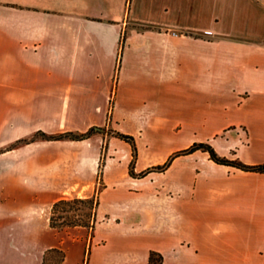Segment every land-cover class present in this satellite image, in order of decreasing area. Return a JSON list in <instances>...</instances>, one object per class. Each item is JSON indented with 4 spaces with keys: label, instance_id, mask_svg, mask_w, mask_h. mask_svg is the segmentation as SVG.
Returning <instances> with one entry per match:
<instances>
[{
    "label": "crops",
    "instance_id": "crops-1",
    "mask_svg": "<svg viewBox=\"0 0 264 264\" xmlns=\"http://www.w3.org/2000/svg\"><path fill=\"white\" fill-rule=\"evenodd\" d=\"M151 116L160 132L141 136L186 140L139 167L114 130L135 144L128 188L108 178L109 147L99 173L102 134L15 145ZM201 142L264 164V0H0V264H264L263 173L196 150L162 172L185 157L187 184L139 176ZM92 196V227L50 226L54 202Z\"/></svg>",
    "mask_w": 264,
    "mask_h": 264
},
{
    "label": "rangeland",
    "instance_id": "rangeland-1",
    "mask_svg": "<svg viewBox=\"0 0 264 264\" xmlns=\"http://www.w3.org/2000/svg\"><path fill=\"white\" fill-rule=\"evenodd\" d=\"M232 81H234V79ZM235 82H236V79L233 83H235ZM232 89H233V87H232ZM232 89H231V91L228 95V99H227L230 106L233 105V103L236 101L235 100L236 94L232 92ZM173 96H174V94L172 93V94H170L169 98H173ZM156 123H158L157 120L152 116L145 122L140 121V120H134V119H123V118L114 119V118H111V126H109L108 128L104 127V129L98 130V132H94V133H98V134L103 135V146H102L101 156H100V160H99V173H101L102 167L105 163V159L107 156V148L109 147V150H114L113 152L109 151L111 153L109 156L111 157V156L115 155L116 161H113V163L111 165H109V167H108V178H112V179L117 180L119 185H121L122 187L127 186L126 188H128V186L131 185L128 178H134V176H131L129 174V168L126 164L127 153L129 150V143H126L120 137H117L114 130H117L118 132H121L125 135H130V136L134 137V139L136 141V148L139 147V149L141 150L139 162L137 164V166H139V167L148 161L158 160L161 156L164 155V153L168 149H171V148L173 149V148H177V147L184 145L186 139L182 136H179V130L176 128H164L162 131L163 137L161 139L157 138V143L152 142L151 139H154V135H156V134H158V132H160V130H159L157 133H155L154 130L151 129V125H155ZM218 126H219V124H217V127ZM111 127H112V129H110ZM214 127H216V126L214 125L213 128ZM139 131L140 132L146 131L147 136L150 134L152 138L150 137L151 139L149 138L150 140H148L147 137L145 138V136H141ZM223 133H224L223 131L220 132L219 133L220 136H224ZM109 140H110V144H108ZM217 140H218V142H217ZM217 140H216V142H217L218 147H219L221 140H219V139H217ZM144 143H146L147 146H150V144L153 143V146H152V148H148L147 150H144L142 148ZM207 144L212 146L211 148L220 156H222L220 152L227 153L223 150V148H220V147L217 148L220 151V152H218L216 149L213 148V145H211L210 142H208ZM230 154H232V155L228 159H231V160L236 159L233 157V152H230ZM177 157H179V156H177ZM177 157H175V158H177ZM222 157H224V155ZM180 158H181V161L176 163V165L173 167V169L171 168L169 171L167 170V172H165V173L156 172L155 170L151 171L153 173V174H151V178L155 177L157 179H160V181H163V182H168L171 179H182V181H186L185 182L186 184H187V181L189 182L192 179L193 180L196 179L198 173H196L194 171V169H193L194 167L191 166V164H189V163L186 164L187 166H186V168H184L185 169L184 170V176L183 175L179 176L180 165L185 163V161H184L185 157H180ZM129 159L135 163L136 162V155L133 156V153L131 152V156H130V152H129ZM169 165H170V163H169ZM168 167L166 169H168ZM133 172H134V169H133ZM151 172L145 173V175L142 177L150 175ZM213 173L216 174L217 172H213ZM137 175H138V173H135V176H137ZM216 178L217 177L213 176L210 181H212V182L218 181V180H216ZM147 181L148 180H145L143 182V184L147 185ZM150 185H147V186H150ZM101 186H102V184H101V182H99V184L95 188V192H96V190H100ZM150 187H155V185L154 186L151 185ZM206 191L210 192L211 190L207 189ZM187 192H188V188L186 187L184 190V193L187 194ZM109 194H111V189H107L106 192L104 193V195L102 196V207L103 208L106 207V209H108V207L110 206ZM212 195H213L212 193L207 194V197L210 198V197H212ZM63 209L59 207L56 210L55 217L58 215L62 216V218H57V220H56L57 223L62 222L63 219L66 217L70 220H73L76 218H84L85 220L89 219V217L86 216V213L89 212L88 204L74 203V204H71V206H65ZM7 248H9L8 245H7ZM62 253L63 252L60 251V253L57 254L54 259L50 260V262L53 263V262H57V260H60V258L62 257ZM151 254H152V258L155 259V257H157L155 255V253L151 252L150 256H151ZM87 257L88 256L86 255V260H87Z\"/></svg>",
    "mask_w": 264,
    "mask_h": 264
},
{
    "label": "trees",
    "instance_id": "trees-1",
    "mask_svg": "<svg viewBox=\"0 0 264 264\" xmlns=\"http://www.w3.org/2000/svg\"><path fill=\"white\" fill-rule=\"evenodd\" d=\"M101 129L102 128H100V127H93L91 129H89L88 131L83 132V133L64 132V133H60V134H45L43 132H38V133L34 134L33 136H31L30 138L18 140L17 142H15V145L19 144V143H24V142L33 140V139L37 138L38 136L43 138V139H48V140L49 139H63V138H70V139L79 140V139L87 138L91 134H93L94 132L101 130ZM118 136L120 138H122L123 140H125L126 142L131 144L130 145L131 150H132L133 156H135L136 151H135V147H134L135 144H134L133 138L129 137V136H124L123 134H119ZM211 147L212 146H210L206 142L194 143L190 147H187L185 149L179 150V151L171 154L165 163L158 165L156 167L152 166L151 168H147L139 176L142 177L145 175V173H148V172H151L154 170L156 172H163L164 170H166V168L169 166V163H171V161L175 157L180 156V155L191 154L196 150L206 151L210 160H212L213 162H215L217 164H222V166H230V167L238 168V170H242V171H254L255 173H263L264 174V164L263 165H246V164H243L242 162H240L239 159H237V158L232 159V160L227 159V158H224V157L218 155ZM132 162H130V164H129V174L131 176H135V174L132 171V164H133ZM74 203L88 204L89 212L86 213V216H88L89 219L85 220L84 218H76V219L70 220L66 217L63 219L62 222L57 223L56 222L57 218H62V216L58 215L55 217L56 210L59 207L63 209L65 206H71V204H74ZM97 205H98L97 196H92V197H87V198L75 197V198H71V199H60V200L54 202L52 207H51L50 219H49L50 226L53 228L59 229V230L63 229V228H67V227H74V226H83V227L90 228L94 225V222H95L94 214H95V210H96ZM150 260H153L152 254L150 256Z\"/></svg>",
    "mask_w": 264,
    "mask_h": 264
}]
</instances>
